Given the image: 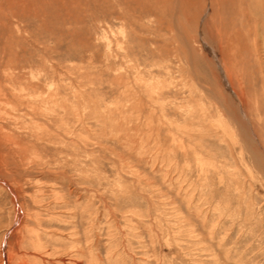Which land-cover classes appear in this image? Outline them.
Listing matches in <instances>:
<instances>
[{"label": "rangeland", "instance_id": "374dc122", "mask_svg": "<svg viewBox=\"0 0 264 264\" xmlns=\"http://www.w3.org/2000/svg\"><path fill=\"white\" fill-rule=\"evenodd\" d=\"M202 29L264 150V0H0V264H264Z\"/></svg>", "mask_w": 264, "mask_h": 264}, {"label": "bare ground", "instance_id": "6f19581e", "mask_svg": "<svg viewBox=\"0 0 264 264\" xmlns=\"http://www.w3.org/2000/svg\"><path fill=\"white\" fill-rule=\"evenodd\" d=\"M202 28H204V26H202ZM205 31L202 29V35L204 37V40L205 41L207 40L206 43L209 44V47L213 51L212 53L210 52L212 54V55L210 54L211 55V67H212V69H214L216 71V73L218 74V77H220L222 79V80L221 79L220 80L223 81V84H224L223 85L224 86V93L226 95L227 104H228V108L225 110V113L229 117V120L231 119L232 122L234 123L236 131L238 132L239 138H241V142L246 147L245 149H247L256 158L257 157H259L260 159L262 158L260 161L263 162V164H264V150L260 147V145L258 143L259 141L256 138V134L254 132V129L250 126L249 122L247 121V118H246L245 113L242 109V106H241L239 100L236 98L237 95L235 96V94L233 93V90L230 88L229 84H226V79L224 78L223 71L220 68L219 56H218L216 50L214 49V47L212 46V42L209 39V37ZM224 79H225V81H224ZM262 167L264 168L263 165H262Z\"/></svg>", "mask_w": 264, "mask_h": 264}]
</instances>
